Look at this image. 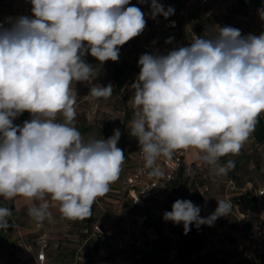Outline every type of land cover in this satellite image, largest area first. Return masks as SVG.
Masks as SVG:
<instances>
[{
  "label": "clouds",
  "instance_id": "9594fccd",
  "mask_svg": "<svg viewBox=\"0 0 264 264\" xmlns=\"http://www.w3.org/2000/svg\"><path fill=\"white\" fill-rule=\"evenodd\" d=\"M35 18L19 17L0 27V197L22 196L58 203L68 220L91 216L98 197L110 190L125 160L117 147L119 129L108 139L85 140L74 126L73 81H87L93 68L82 57L90 52L101 64L119 60L120 46L140 35L145 13L130 0H31ZM174 9L151 0V14L168 18ZM260 15L264 18V10ZM170 37L167 43H171ZM85 42L87 44L85 45ZM135 89L130 134L138 139L150 176L161 155L198 150V158L226 174L264 112V33L241 35L224 26L196 37L190 46L166 55L143 54ZM113 87L94 86L96 98L111 96ZM28 111L30 121L14 125ZM62 114L63 122L56 117ZM217 200L207 218L192 201L177 199L163 218L190 225L208 224L231 212ZM47 202L29 208L38 223L51 219ZM8 207H0V229L10 227Z\"/></svg>",
  "mask_w": 264,
  "mask_h": 264
},
{
  "label": "rangeland",
  "instance_id": "374dc122",
  "mask_svg": "<svg viewBox=\"0 0 264 264\" xmlns=\"http://www.w3.org/2000/svg\"><path fill=\"white\" fill-rule=\"evenodd\" d=\"M148 4L144 6L145 8H141V11L145 13L146 26L148 12L151 10V0L148 1ZM261 10H264V0H245L243 3L238 2V0H207L205 5L196 7V17L206 27L231 26L241 32L247 30L259 36L264 33V18L260 15ZM145 31L146 27L140 35L120 46L119 60L116 62L109 60L101 64L99 61H84L91 65L94 70L92 72L93 78L82 81L81 90L90 93V89L97 85L107 86L111 84L113 87L111 96L107 98H96L90 95L97 104V114L94 120L95 127L98 129V133L95 134L96 139L106 140L109 137L104 135V131L112 136L114 129H119L121 132L119 140L124 141L125 144L133 141V139L126 136L130 131V126L126 124L125 116L128 113L133 118L135 111L132 103L135 89L131 88L128 81L135 76L139 60L133 58L130 61V59L138 54ZM87 56L92 59L89 52L82 58ZM116 70L121 72L120 79L124 81L120 90L117 89ZM117 147L123 150L125 160L119 177L110 185L109 192L102 197H98L93 203L91 212L94 210L96 215L93 221L89 220L91 216L82 220L63 218L59 212L58 203L53 201L50 196H46L45 199H50V202L53 203V206L48 209L51 212V219L44 220L46 228L52 236L61 239L58 250L50 253L51 264H115L110 251L104 245L99 246V251L96 253L89 252L91 245L88 246L86 239L87 231L91 230L95 222H99L102 214V208L97 206L96 201L101 202L102 207L105 206L110 211V215L112 214V205L116 204V193L112 190L117 188L121 175L129 163L127 155L129 149L127 146H122L118 142ZM198 156V150L192 148L185 163V170L178 183L163 189L159 196L160 200H147L146 205L143 207L138 206L134 209H128L126 215L129 220L133 222L135 216L147 215L150 221L156 225V228L162 231L163 214L169 211L168 208L172 210V205L177 199L190 201L195 199L197 193L201 197L199 205L201 217L203 218L209 217L215 211L217 200H225L232 205L229 215L217 218L211 226L208 224L200 225V236L204 243H207L213 236L225 235L229 239L233 233L239 232L242 219L245 217L238 211L233 198L245 190H252L261 209L255 213H250L248 217L255 222H264V197L258 195V191L264 188V146L256 144L250 135L238 155L229 154L220 158L219 165H226L229 160L234 161V164H236V169L231 167L226 174H217L215 167L208 165ZM18 198L16 197L15 204L19 210L12 217L11 225L13 228L7 231L8 238L5 239V244H9V239L14 240L20 234L26 243L31 242L32 235L30 233L34 230V219L29 216L27 209L32 200L22 196ZM9 206L10 204L7 203V207ZM146 207L149 209H146ZM176 225L178 224H175V230L178 232V226ZM2 233L4 234L5 231L0 229V236ZM0 244H2L1 241ZM2 245L4 246V244ZM3 246L2 249L5 250ZM79 247H81L82 252H85L83 257H81V251L77 252ZM176 247L179 251L181 244L179 243L178 234ZM169 248L170 242L162 238L155 247L152 261L149 259L150 262L162 261L163 257L168 254ZM201 264H258V261L249 256L238 263L229 255L215 254L209 256Z\"/></svg>",
  "mask_w": 264,
  "mask_h": 264
},
{
  "label": "built area",
  "instance_id": "2783aa9c",
  "mask_svg": "<svg viewBox=\"0 0 264 264\" xmlns=\"http://www.w3.org/2000/svg\"><path fill=\"white\" fill-rule=\"evenodd\" d=\"M133 1L138 6L143 4L142 0ZM159 3L164 6L165 10L171 7L174 12L168 18L163 15L153 18L151 13L148 15L150 29L159 37V40H151L144 45V51L148 54L166 55L173 49L190 46L196 37L207 36L210 30L218 31L219 29V27H213L208 31H200L191 20L193 6L195 4L203 6L207 0H159ZM248 34H250L248 31L241 33L242 36ZM170 37L172 41L167 43ZM31 119L32 114L24 111L18 125L23 126L24 121ZM191 149L176 150L170 157L161 155L153 167L158 168L162 175L150 176L152 169L145 167L143 153L140 151L138 139L135 138L138 161L134 172L125 175L120 180L123 199L115 211V226H109L104 215L100 217L99 222L93 224L89 232L87 231L88 240L111 249L115 264H185L189 258H196L201 264L209 256L215 254L229 255L239 263L243 258L251 256L253 252L264 253V222H255L253 234L249 237H243L239 232L233 233L229 239L225 235L213 236L190 257L180 258L176 247L175 224L172 221L163 219V230L159 231L153 222L146 225V221H150L147 215H137L133 222L125 216L124 202L143 207L147 200H160V193L178 177ZM258 195L264 197V188L258 191ZM44 202H47L49 207L51 206L49 200H44L33 201L30 207ZM34 227L38 233L27 249L34 253L37 264H46L47 252L50 249L58 250L60 243L52 239L44 221L38 223L34 220ZM162 238L170 242L168 254L163 257L162 261L151 263L145 257V253L153 251Z\"/></svg>",
  "mask_w": 264,
  "mask_h": 264
},
{
  "label": "crops",
  "instance_id": "0c3cea01",
  "mask_svg": "<svg viewBox=\"0 0 264 264\" xmlns=\"http://www.w3.org/2000/svg\"><path fill=\"white\" fill-rule=\"evenodd\" d=\"M142 1H143V4L141 6L137 5V7L140 9L145 8L144 6H146V5H149L148 4L149 0L147 2L145 0H142ZM157 2L159 3V0ZM198 6H200V5L195 4L193 6L192 13H191V20L194 23V25L197 27L198 30L208 31L211 28L206 27L205 25L200 23L199 19L196 17V15H197L196 14V7H198ZM32 7H33V5L31 3V0H0L1 27L4 29L10 28L13 25V23L19 17L35 18L34 14L32 12ZM150 9H151V6H150ZM150 13H151V10L148 12V15ZM248 32L250 34H253L250 31H248ZM151 40H159V37H158V35H156L155 33H153L151 31L149 19H148L146 31H145V34L143 35V40H142L141 45L139 47L138 54H136L134 57H131L130 61H132L133 58H136L139 60L141 55L148 54L147 52L144 51V45L148 41H151ZM86 44H87V42H85V45ZM125 49H124V51H125ZM89 55H91L90 52H89ZM82 59L84 61H98L95 57H92V59H90L88 56L84 57ZM136 68L137 69H136L135 76L128 81L131 85V88H133L132 85L137 81V78H138V75L140 72V66L137 65ZM92 74H91L90 78H93ZM120 77H121V72L116 70L115 71V79L118 80L117 89H119V90L122 88L123 83H124L123 79H120ZM81 83H82V81H73V83H72V87L74 88L73 92H74V94H76V105H75L76 116H75V120H74V126L80 131V133L82 134L84 139L87 141L89 139H96L95 134L98 133V129L95 127V124H94L95 115L97 114V104L91 98V96H90L91 94L89 92H86L85 90H81ZM21 116H22V113L20 115H18L16 118H14V120H13L14 125H18V122H19ZM132 119L133 118H131L130 115L127 113L125 116V120L127 121L126 124L131 126ZM63 121H64V117L62 116V114H60L58 119H57V122H63ZM103 133L107 137H111L108 134H106V131H104ZM126 136L133 139V141L131 143H128V144H125V142L121 141V140L118 141L122 146L125 145L129 149V153L127 152V155L129 157V163L126 166L124 173L121 175V178H123L125 175L133 173L135 168H136L137 161H138V156H137V153L135 150V138L136 137L132 136L130 134V131L127 133ZM186 161H187V158H186ZM184 167H185V165H184ZM121 178H120V180H121ZM120 180H119L117 188L115 190H112L114 193H116V196H115V199H116L115 203L116 204L112 205V207H111V210H112L111 215H110V211H108L105 206L102 207L101 202L96 201L97 206L102 208L101 218L105 215L107 218V223L111 227L115 226V221H116L115 211L120 206V204L122 203V199H123V193L120 190ZM18 197L19 196H17V198ZM15 199H16V197L12 198V199H4L3 197H0V207H7V203L10 204V206L8 208L12 211V215H11V217H9V219L12 221H13L12 217H14L16 212L19 210L16 207ZM45 200L50 201V199H45ZM33 201L34 200H32L31 202L33 203ZM32 203H31V205H32ZM50 203H51L50 207H52L53 203L52 202H50ZM29 207L27 209V213H28ZM95 216H96L95 211L92 210V212H91L92 221H93V218ZM125 216L128 218V216L126 215V212H125ZM133 220H135V218H133ZM33 224H34V222H33ZM3 230L5 231V233L4 234L2 233V235L0 236V241L2 242V244H4V246L2 244H0V264H37L35 261L34 253H32V251H29L27 249V246H29L33 243L34 237L38 233V231L35 229V227H34L33 232L30 233L32 235L30 243H26L25 240L23 239L22 235L20 234L14 240L12 238L9 239V241H10L9 244H5L4 241L6 238H8V235L6 234L8 230H6V229H3ZM51 236H52V234H51ZM52 239L54 241H57V242H60V240H61V239L54 237V236H52ZM87 241H88V236H87L86 242ZM2 246H3V248H5V250L2 249ZM105 247H107V246H105ZM18 248H19V250H18ZM107 249L111 252L110 248L107 247ZM80 250H81V247H79V249H77V252H79ZM54 252L55 251H53L51 249L47 252L46 264H51L52 258L50 256V253H54ZM77 252H76V254H77Z\"/></svg>",
  "mask_w": 264,
  "mask_h": 264
},
{
  "label": "trees",
  "instance_id": "16d2710c",
  "mask_svg": "<svg viewBox=\"0 0 264 264\" xmlns=\"http://www.w3.org/2000/svg\"><path fill=\"white\" fill-rule=\"evenodd\" d=\"M145 1L147 2L148 0H145ZM244 1L245 0H238V2L240 3H243ZM128 6L137 7V5L134 3L133 0H130V3L129 5H127V7ZM250 135L252 136L256 144L264 146V112H262L260 116L258 117V122L255 126V129ZM233 169H236V164H234ZM184 170H185V167L181 169L178 177L170 185H176L178 183V180L180 176L182 175V173L184 172ZM200 200H201L200 195L196 193L195 199H192L191 201L195 205L200 206L199 205ZM233 200L240 214L245 216L242 219L243 221L240 225L239 233L243 237H249L250 235L253 234L255 221L252 220L248 216L250 213H255L257 211H260L261 206L258 203L257 198L255 197L252 190H245L243 193L235 196ZM123 207H124V211L126 212L128 209H134L138 206L132 205L129 202H124ZM146 209H149V208L146 207ZM168 210L171 211V209L169 208ZM200 216H201V213H200ZM89 220H92V219L89 218ZM10 221L11 220L9 219V224L11 223ZM150 224H151V221L149 220L146 221V225H150ZM176 226H178V232L176 231V234H178L179 243L181 244L180 250L178 251L179 257L180 258L190 257L191 254L195 250L199 249L200 247L204 245V241L200 236V227L197 228L195 223H193L189 226L190 230L187 232V234H185L183 223H180ZM12 228L13 226L10 224V227L7 228L6 230H11ZM87 244L88 246L91 245L89 252L92 251L96 253L99 251V245L93 242L92 240H88ZM154 253H155V249L153 251H148L145 253V257H147L148 259L152 261ZM110 254H111V257L113 258L114 255L112 251L110 252ZM84 255H85V252L81 251V257H83ZM251 258L255 261H258V264H264V253L253 252L251 255ZM185 264H199V260L196 258H189Z\"/></svg>",
  "mask_w": 264,
  "mask_h": 264
}]
</instances>
